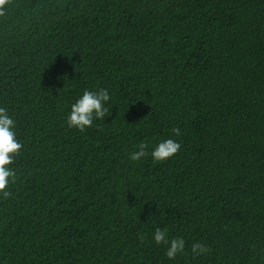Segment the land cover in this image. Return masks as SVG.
Wrapping results in <instances>:
<instances>
[{"label":"trees","instance_id":"trees-1","mask_svg":"<svg viewBox=\"0 0 264 264\" xmlns=\"http://www.w3.org/2000/svg\"><path fill=\"white\" fill-rule=\"evenodd\" d=\"M85 89L110 100L81 132ZM0 107L23 145L0 264H264V0H10ZM169 138L180 151L154 162Z\"/></svg>","mask_w":264,"mask_h":264},{"label":"clouds","instance_id":"clouds-1","mask_svg":"<svg viewBox=\"0 0 264 264\" xmlns=\"http://www.w3.org/2000/svg\"><path fill=\"white\" fill-rule=\"evenodd\" d=\"M10 0H0V16L5 15L6 7ZM110 100L108 90L99 89L91 91L85 89L83 94L71 105V111L67 116V124L70 128L78 129L83 132L87 128L93 126L94 119H104L108 108L105 107L106 102ZM16 122L9 115L7 107H0V194L4 199H8L12 193L7 191L10 182L15 183L16 173L10 167L17 156H19L23 145L17 139ZM171 132L175 136H181L180 128H172ZM147 145L140 143L138 151H134L130 159L132 161H140L148 155L146 151ZM181 149V144L174 139H166L158 143L151 152V157L154 162L166 161L176 154ZM144 235L140 234L141 242L144 240ZM153 239L157 245L166 246V256L169 259H175L178 254L185 252L186 241L183 237L169 239L168 229L156 228L153 234ZM193 256H200L207 253L210 249L203 243L196 242L191 245Z\"/></svg>","mask_w":264,"mask_h":264}]
</instances>
